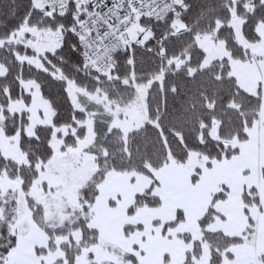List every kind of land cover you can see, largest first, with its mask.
<instances>
[{
  "label": "trees",
  "instance_id": "trees-1",
  "mask_svg": "<svg viewBox=\"0 0 264 264\" xmlns=\"http://www.w3.org/2000/svg\"><path fill=\"white\" fill-rule=\"evenodd\" d=\"M39 1L42 5L43 0ZM34 3V0H0V64L6 68V74L0 77V126L8 137L13 136L17 128L20 129V148L29 161L27 166H17L0 157V173L5 169L9 177L20 176L22 189L28 192L37 177L35 165L46 163L52 154L49 146L52 128L40 127L35 137L26 138L22 132L27 122L26 114H10L6 110L9 100L28 97L20 86L21 80H33L39 86L42 97L53 110V127H74L86 117L91 120L94 139L86 151L95 158L97 171L79 196V207L75 214L82 213L83 218L72 225L43 229V225L36 221L37 214L41 212L40 206H36L30 199L27 203L33 212L35 224L42 227L49 238V251L54 249L52 240L55 237L81 229L83 237L78 245H60L66 264H73L82 248L98 240L96 232L88 228L87 224L90 207L97 195V186L106 173L134 172L150 176L151 170H158L169 161L184 165L190 151L210 160L229 158L237 153L236 149H230L226 143L233 138L246 139L245 128L258 119L261 95L258 93L252 96L240 90L235 80L228 76L226 60L216 61L210 67L200 69L203 53L196 46L195 36L200 33L211 34L216 25L220 24L215 38L225 43L231 58L245 59L246 55L237 45L235 32L228 23L233 14L242 19V37L247 42H254L257 40L255 25L259 21L264 22V5L259 0H186L185 10L179 18L185 29L173 33L172 18L164 24L154 25L155 35L161 37V41H146L139 48L134 47L118 54L110 71L114 78L107 81L103 75L88 73L83 69L77 42L71 33L75 22L71 14L44 15L41 5L36 7ZM249 3L252 9L248 8ZM24 27L43 28L52 33L57 41L53 51L39 54L29 47V42L21 41L15 45L9 43L8 39ZM24 35L26 37L27 33ZM15 54L35 56L39 65L20 64ZM186 56L188 58L183 66L176 69L172 62L175 59L183 60ZM123 80H129V83H123ZM132 83L142 86L150 84L140 110L144 123L124 137L118 129L110 127L112 107L119 104L117 98H113L115 94L111 87L118 85L120 90L130 95L128 99L120 101L134 105L137 100L134 98L136 93ZM68 84L83 93V97L82 94L76 95L78 103L84 107L83 111L76 109L77 103L71 100ZM103 93L105 99L99 101L97 97ZM92 94H96V99L89 98ZM214 124H217L218 140L210 137ZM262 176L264 179V170ZM196 179L193 175L192 181ZM256 193L255 188L244 192L242 203L245 206L257 204ZM219 198H223V193L214 197ZM158 204L159 200L152 197L149 189L135 197L130 212L139 207H154ZM17 207L14 194L7 192L0 196V264L16 246ZM214 218V211L209 208L198 221V227L202 242L209 250V264H220L229 247L243 243L244 239L251 236L253 222H249L242 236L228 237L207 230ZM180 220L181 214L178 213L175 222ZM130 230L132 228H126V232ZM199 255L200 245L195 243L184 264H193L192 259ZM258 264H264V256L258 258Z\"/></svg>",
  "mask_w": 264,
  "mask_h": 264
},
{
  "label": "rangeland",
  "instance_id": "rangeland-1",
  "mask_svg": "<svg viewBox=\"0 0 264 264\" xmlns=\"http://www.w3.org/2000/svg\"><path fill=\"white\" fill-rule=\"evenodd\" d=\"M34 2L36 7L41 5V1L39 0H34ZM259 2L264 5V0H259ZM251 3H249V9L253 8ZM242 22V19L233 14L228 25L233 28L235 41L245 53V59L231 58L229 51L225 47V43L215 38V33L221 26L217 24L213 33H200L195 36L196 46L203 53L199 68L206 69L216 61L226 60L229 68L228 76L235 80L238 88L252 96H256L259 93L261 98H263L264 22L259 21L256 23L255 33L257 40L254 42H247L242 37ZM184 29L179 19L173 20V33L181 32ZM46 30L37 27H24L22 31L16 33L8 40L9 43L12 42L15 45L21 41L27 43L29 38L33 37L34 42H29V47L31 46L30 48H33L36 53L43 54L46 51H53L57 44L52 33ZM23 33L28 34L27 39L23 36ZM1 46L2 41H0ZM14 57L20 64L39 65L38 58L35 56L29 57L15 54ZM187 58L186 56L183 60L175 59L172 63L178 69L183 66ZM5 74L6 68L0 64V77H3ZM102 77L106 78L105 80L107 81H111L114 78L110 72ZM157 80L160 81V77ZM123 83L127 84L129 80H123ZM149 84L147 83L144 86L131 84L136 93L134 98L136 97L137 102L134 105H126L124 101L121 102L128 99L130 95H126V92L124 93L120 90L118 85L115 84L111 87L115 94L113 98H117L116 101L119 104L112 107L113 119L110 127L118 129L124 137L129 132L140 128L144 123L140 110L142 109V100ZM20 86L28 97L20 100H9L6 110L10 114H26L27 122L23 125L22 129L26 138L35 137L36 130L40 127L52 128L49 142L52 154L46 163L35 165L37 177L28 192L23 191L22 178L20 176L9 177L7 171L3 169L0 173V196L5 195L7 192L15 195L18 205L17 221L19 220V222H22L27 212L30 213L31 217L33 216V212L27 205L28 199H30L36 206L39 205L41 208V212L36 216V221L43 225V229H55L72 225L79 218H83L82 213L75 214V211L78 210L79 196L84 186L97 171L95 158L86 151V148L94 139L91 120L86 118L74 127H53V110L49 102L42 97L39 86L33 80H21ZM68 89L71 100L74 103H76L74 92L75 95L80 96L82 94L81 96L83 97L81 90L78 91L79 89L75 88L72 84H68ZM90 97L95 98L96 94H92ZM97 99L99 101L105 99L104 93L100 94ZM106 105L108 106V104ZM1 118L2 113L0 110ZM260 125L262 124L258 122V119L255 120L253 124L245 128V140L233 138L226 143L230 149L239 150L238 154L235 153L229 158L210 160L204 155L192 151L189 152L185 164L180 166L188 170L192 175H195L202 182L199 184L198 191L203 190L206 192L207 189H210L211 191L215 190L217 193L223 194L227 191L229 198L239 202L241 195L255 186L258 166V127ZM210 137L213 140H218L217 124H214L211 128ZM20 141L21 131L19 128H17L13 136L8 137L0 126V157L13 162L17 166H27L29 161L20 148ZM241 205L244 204L241 202ZM34 209L36 210V208ZM190 214L194 215L192 212ZM24 227L25 223L21 227L22 231ZM80 234L81 231L79 230L77 232L72 231L69 235L70 237H67V234L57 236L55 240L57 242L60 240L66 242L72 239V241L76 242L80 238Z\"/></svg>",
  "mask_w": 264,
  "mask_h": 264
},
{
  "label": "crops",
  "instance_id": "crops-1",
  "mask_svg": "<svg viewBox=\"0 0 264 264\" xmlns=\"http://www.w3.org/2000/svg\"><path fill=\"white\" fill-rule=\"evenodd\" d=\"M74 98L76 109L83 111L76 95ZM258 122L262 125L258 127V166L253 187L257 192V204L241 205L242 201L232 200L227 191L219 199H214L218 194L215 190L198 191L202 182L198 178L193 182V175L172 161L158 170H151L150 176L110 171L98 184L89 212L87 225L96 232L98 240L82 248L73 264H184L195 243L200 245V255L192 259L193 264H209V250L202 242L198 227V221L209 208L215 214L207 227L209 232L240 237L246 233L249 222H253L251 236L229 247L220 264H258V258L264 256V97ZM149 189L159 204L130 212L135 197ZM178 213L181 220L175 222ZM126 228L132 230L126 232ZM78 230L81 231L74 232ZM16 235V246L2 264H66L60 245H78L83 237L81 232L76 242L72 239L57 242L54 238V249L49 251L48 236L28 212L22 222L17 221Z\"/></svg>",
  "mask_w": 264,
  "mask_h": 264
},
{
  "label": "built area",
  "instance_id": "built-area-1",
  "mask_svg": "<svg viewBox=\"0 0 264 264\" xmlns=\"http://www.w3.org/2000/svg\"><path fill=\"white\" fill-rule=\"evenodd\" d=\"M235 1V0H232ZM186 0H43L44 15L71 14V33L78 46L83 69L105 75L116 56L146 41L160 42L154 25L178 20ZM33 42V38L28 40Z\"/></svg>",
  "mask_w": 264,
  "mask_h": 264
}]
</instances>
